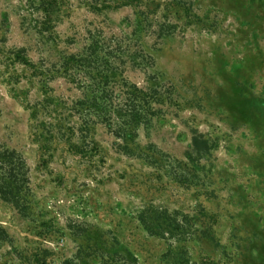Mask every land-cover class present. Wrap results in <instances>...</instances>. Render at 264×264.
Instances as JSON below:
<instances>
[{
  "label": "rangeland",
  "instance_id": "rangeland-1",
  "mask_svg": "<svg viewBox=\"0 0 264 264\" xmlns=\"http://www.w3.org/2000/svg\"><path fill=\"white\" fill-rule=\"evenodd\" d=\"M3 154L0 264H264V0H0Z\"/></svg>",
  "mask_w": 264,
  "mask_h": 264
},
{
  "label": "trees",
  "instance_id": "trees-1",
  "mask_svg": "<svg viewBox=\"0 0 264 264\" xmlns=\"http://www.w3.org/2000/svg\"><path fill=\"white\" fill-rule=\"evenodd\" d=\"M120 95H123L127 97L128 99V107L131 108V112L127 115L131 118L130 121H138L139 118L136 117V104L138 103V100H140V96H143L141 92L134 86L126 87L124 84L121 85ZM107 96V95H106ZM105 96H100L99 98L96 96H92V101L88 102L87 105L89 107L92 106H101L99 104H95V100H102ZM146 97V96H145ZM89 99V98H88ZM108 97H106L105 100H107ZM110 100V99H109ZM119 111V110H118ZM135 112V114H133ZM120 114V112H118ZM130 135V134H128ZM4 162L5 166L7 167L6 170L3 171V174H0V195L3 199L6 201H12L16 203V201L19 200L20 194H21V187L19 185H15L14 181L16 180V177L14 175V170L12 167V162L9 161L8 157H6L4 154L0 155V162ZM21 183V179L18 181ZM18 184V183H17Z\"/></svg>",
  "mask_w": 264,
  "mask_h": 264
}]
</instances>
